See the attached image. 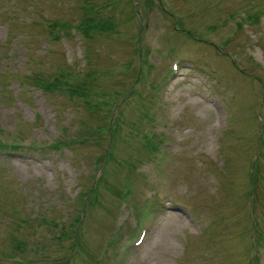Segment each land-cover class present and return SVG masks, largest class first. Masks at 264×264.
<instances>
[{
  "label": "rangeland",
  "instance_id": "1",
  "mask_svg": "<svg viewBox=\"0 0 264 264\" xmlns=\"http://www.w3.org/2000/svg\"><path fill=\"white\" fill-rule=\"evenodd\" d=\"M86 1L0 0V264H264V0Z\"/></svg>",
  "mask_w": 264,
  "mask_h": 264
},
{
  "label": "trees",
  "instance_id": "2",
  "mask_svg": "<svg viewBox=\"0 0 264 264\" xmlns=\"http://www.w3.org/2000/svg\"><path fill=\"white\" fill-rule=\"evenodd\" d=\"M91 7H92V5H91L90 1L89 0L86 1V6L84 8L86 10L90 11ZM86 19L87 20L85 21V24L82 26V30H84L86 33H88V31H90V30H95L97 28L98 29L99 28L100 29H105V28H107L109 26V23L106 22L105 19L104 20H99V19H95V18H91V17H87ZM59 26L67 28L69 26V24L66 23V22H59V23L55 22L54 24L53 23L51 24V27L53 29H55V28H57ZM41 81H42V84H41L42 87H45L47 89H49L50 87L54 86V85L49 84L51 82L47 81L46 79H41ZM55 81H60L61 82V78L60 77L56 78ZM67 84H68V88H66V89H67V91L69 89L68 93L70 95H72V96H85V97L86 96L87 97L91 96L90 91H88L87 89L84 88L83 83H81L80 80H77V82L74 83L75 85L72 84L71 82H68Z\"/></svg>",
  "mask_w": 264,
  "mask_h": 264
}]
</instances>
